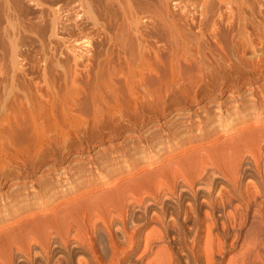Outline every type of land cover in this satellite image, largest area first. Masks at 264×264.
Wrapping results in <instances>:
<instances>
[{"label": "bare ground", "instance_id": "bare-ground-1", "mask_svg": "<svg viewBox=\"0 0 264 264\" xmlns=\"http://www.w3.org/2000/svg\"><path fill=\"white\" fill-rule=\"evenodd\" d=\"M33 2L41 12L48 10L46 25L39 30L38 50L21 54L17 49L10 54L11 69H0V201L9 192H43L58 187L67 182L78 164L83 166L89 161L88 173L94 171L109 148L117 150L122 144L127 148L133 145L130 151L156 147L167 140V135L185 131L206 114L216 111L217 115L231 117L238 104L247 100L254 104L255 98L262 100L264 96L262 91L258 96L254 87L257 82L264 85V63L253 76L225 84L220 91L198 79H190L186 86L178 81L174 72L181 73L185 67L174 53V46L182 45L188 28L176 21L171 7L174 9L177 3L172 4V0H71L52 7ZM224 6L230 7V14L241 15L249 1L201 0L199 7L202 16L218 10L217 19L223 20L228 17ZM179 92L183 100L178 98ZM88 132V141L78 138ZM98 155L99 162L93 165ZM181 172L174 173L176 183L163 186L162 192L176 196L178 179L183 180V188L196 191L195 182ZM130 198V202L141 206L142 199ZM214 206L210 210L191 207L175 217L153 213L145 222L146 226L152 223L153 228L144 236L141 233L138 241L137 230L128 232V245L136 244L141 260L153 255L147 264H178L170 242H179V238L171 236L172 231L184 234V246L191 251L193 264H264L260 254L264 242L257 239L245 240L239 255L225 263L228 247L235 242L224 233L241 224L242 216L236 206L219 220ZM119 211L116 217L122 221L125 215L123 209ZM192 219L196 229L187 236L185 227ZM102 224L107 247H101V236L85 239L77 231L79 244L89 250L91 259L71 254L74 264H123L126 249L115 239L112 217ZM59 241L66 248V235H59Z\"/></svg>", "mask_w": 264, "mask_h": 264}, {"label": "rangeland", "instance_id": "rangeland-1", "mask_svg": "<svg viewBox=\"0 0 264 264\" xmlns=\"http://www.w3.org/2000/svg\"><path fill=\"white\" fill-rule=\"evenodd\" d=\"M38 1L52 7L60 2L66 5L71 0ZM248 1L249 7L243 9L241 15L230 14V7L224 6L228 17L220 20L216 15L218 10L215 15L202 16L201 0H172V4L177 3L174 9L171 7L176 21L188 28L182 45L174 46V53L185 67L181 73L174 72L179 82L183 81L186 86L190 79H198L207 87L220 91L225 84L239 83L260 69L264 63V0ZM216 5L215 8L219 6ZM41 11L33 0H0L1 71L11 69L13 51L18 49V53L24 54L38 50L39 30L46 25L48 10ZM261 84H254L258 96L264 92ZM180 93L178 98L183 100ZM254 102L257 103L249 104L247 100L238 104L231 117L223 113L217 115L216 111L206 114L185 131L167 135L166 141L147 150L133 152L130 151L133 145L127 148L123 144H119L117 150L109 148L107 155L102 157L100 165L103 167L99 165L89 173L90 166H86L89 161L82 164L84 167L81 164L74 169L71 167L73 171L67 182L48 191L22 189L13 195L11 192L12 196L6 193L5 199L0 201V264H74L71 254L90 260L89 250L79 244L77 231L85 239L101 236L102 243H98L105 249L108 237L104 235L102 221L111 217L115 239L127 250L123 264H147L153 255L139 259L141 252L136 244L128 245L129 233L137 230L135 240L141 239V233L144 236L153 228L152 223L146 226L145 222L159 211L175 217L191 207L210 210L214 205L212 209L215 208L219 220L236 206L242 216L241 224L224 233L230 242H235L233 247H228L229 258L225 263L230 257L239 255L245 240L264 242V96L262 100L255 98ZM89 136L90 132L78 138L88 141ZM59 151L60 148L56 149ZM96 157L98 159L93 162L101 156ZM202 170L204 174L198 175ZM176 172H184L188 180L195 182L196 191L183 188V180L178 179L180 189L174 196L176 199L162 192L163 186L176 183ZM132 196L143 200L141 206L130 202ZM120 209L125 215L122 221L116 217ZM186 225L185 234L191 236L196 224L192 219ZM62 234L66 235V248L60 245L59 235ZM179 234L171 231V236L179 238V242H170L176 263L193 264L191 251L184 246V234ZM260 254L264 261V246Z\"/></svg>", "mask_w": 264, "mask_h": 264}]
</instances>
